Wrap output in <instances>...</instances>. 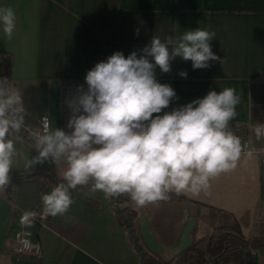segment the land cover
<instances>
[{
	"label": "crops",
	"instance_id": "crops-1",
	"mask_svg": "<svg viewBox=\"0 0 264 264\" xmlns=\"http://www.w3.org/2000/svg\"><path fill=\"white\" fill-rule=\"evenodd\" d=\"M0 7H11L17 17L11 40L0 27V49L8 55L9 86L22 92L25 118L35 122L49 115L50 128L66 132L71 131L62 109L66 87L86 82L96 63L116 51L127 57L136 50L139 55L153 36L166 42L186 30L214 32L210 44L222 64L210 61L208 68L193 70L191 61L177 57L169 73L156 68L157 80L169 84L178 97L163 111L203 98L210 90L233 87L241 99L231 131L255 150L242 152L237 167L212 179L207 190L181 194L186 199L146 207L129 202L132 219L138 225L145 218L158 245L172 248L188 220L196 221L194 240L211 228L216 211L226 213L252 242L253 263L264 264L256 257L264 251V138L257 140L254 133L258 123L264 124V0H0ZM34 147L24 138L17 142L12 169H27V161L38 155ZM66 167L63 160L49 159L32 169H53V177L11 179L0 190V264H142L115 213L114 199L90 186L71 191L74 203L66 214L29 228L32 240L41 245L39 258L10 251L8 244L20 228L18 216L41 208V196L60 183Z\"/></svg>",
	"mask_w": 264,
	"mask_h": 264
},
{
	"label": "clouds",
	"instance_id": "clouds-1",
	"mask_svg": "<svg viewBox=\"0 0 264 264\" xmlns=\"http://www.w3.org/2000/svg\"><path fill=\"white\" fill-rule=\"evenodd\" d=\"M16 19L14 9L0 7V27L9 40ZM214 37L201 28L169 36L166 42L153 36L139 55L136 50L127 57L116 51L86 73L87 90L78 86V95L69 102L71 131L46 125L36 134L38 155L26 164L32 169L51 159L67 165L64 182L41 196L44 214H66L74 203L71 191L78 186L103 192L105 199L126 194L135 206L146 207L167 202L173 192L198 194L212 179L237 167L249 146L230 128L241 99L236 89L210 90L166 112L178 97L155 75L157 67L169 73L177 57L191 61L193 70L208 68L210 61L220 60L211 48ZM179 75L187 78L188 73ZM26 115L22 92L10 87L7 77L0 78V190L11 184ZM254 133L257 140L264 138V124L258 123ZM35 219L34 211L25 210L19 224L31 228Z\"/></svg>",
	"mask_w": 264,
	"mask_h": 264
},
{
	"label": "trees",
	"instance_id": "trees-1",
	"mask_svg": "<svg viewBox=\"0 0 264 264\" xmlns=\"http://www.w3.org/2000/svg\"><path fill=\"white\" fill-rule=\"evenodd\" d=\"M53 177V169H44L38 173L34 169H12L11 179L26 178L37 174ZM64 182L63 179L59 180ZM115 213L120 223L126 228L134 247L141 258L142 264H164L158 255L150 252L143 245L138 225L133 222L134 210L129 204L130 197L126 194L114 197ZM186 199L182 195L170 193V199ZM252 242L244 239L239 224L228 214L216 211V219L213 223V232L208 237L194 238L192 244L182 252L175 255L174 264H218L220 262L233 260L240 264H254L251 253Z\"/></svg>",
	"mask_w": 264,
	"mask_h": 264
},
{
	"label": "built area",
	"instance_id": "built-area-1",
	"mask_svg": "<svg viewBox=\"0 0 264 264\" xmlns=\"http://www.w3.org/2000/svg\"><path fill=\"white\" fill-rule=\"evenodd\" d=\"M8 55L1 51L0 49V78L6 77L5 73V66L7 61ZM78 86H83L84 90H87V84L86 82L79 81L74 82L66 87V95L64 97L63 102V111L65 115L67 116V120L70 119V117L73 115L72 109L69 107V102L72 101L77 95V88ZM51 121L49 115H43L40 118H38L35 122L29 121L25 118L24 125L21 128V131L19 135L23 137L24 139L30 141L31 143H36V134L43 133L44 127L47 125L50 127ZM241 139L242 144L248 145V149L243 151L251 152V149H253L250 145V141L248 139L243 138L242 136H239ZM36 213V219L35 222L38 223L41 226H45L46 219L49 217V215L44 214L43 212V205L38 210H32ZM23 213H21L18 216V223L19 218L22 216ZM20 225V224H19ZM8 247L11 252L18 253V254H24L28 256H32L35 258H39L41 255V245L39 242L32 240V232L29 228L21 227L17 230L15 236L13 239L10 240Z\"/></svg>",
	"mask_w": 264,
	"mask_h": 264
},
{
	"label": "water",
	"instance_id": "water-1",
	"mask_svg": "<svg viewBox=\"0 0 264 264\" xmlns=\"http://www.w3.org/2000/svg\"><path fill=\"white\" fill-rule=\"evenodd\" d=\"M195 223H196L195 219H190L186 222L177 245L172 248H164L158 245L154 236L149 230L148 223L145 218H141L140 222L138 223V229H139V235H140L143 245L150 252L157 254V255L162 252L178 254L192 244L193 242L192 233H193Z\"/></svg>",
	"mask_w": 264,
	"mask_h": 264
},
{
	"label": "rangeland",
	"instance_id": "rangeland-1",
	"mask_svg": "<svg viewBox=\"0 0 264 264\" xmlns=\"http://www.w3.org/2000/svg\"><path fill=\"white\" fill-rule=\"evenodd\" d=\"M26 143H29L26 141ZM132 204H134V202L131 200L130 201ZM135 205V204H134ZM213 232V223H212V226L210 229H208L204 236L205 237H208V235ZM176 254H171V253H167V252H162L160 254H158V258L159 260H161L164 264H174L175 262V257ZM257 258H262L263 261H264V251L262 250L261 252L257 251V255H256ZM207 264H211L210 262H208ZM218 264H240L236 261H233V260H228V261H224V262H220Z\"/></svg>",
	"mask_w": 264,
	"mask_h": 264
}]
</instances>
